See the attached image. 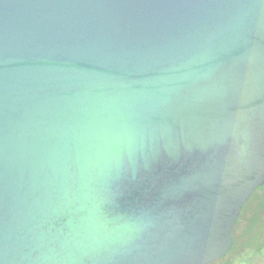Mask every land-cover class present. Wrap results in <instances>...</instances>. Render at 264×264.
Here are the masks:
<instances>
[{"label": "water", "instance_id": "obj_1", "mask_svg": "<svg viewBox=\"0 0 264 264\" xmlns=\"http://www.w3.org/2000/svg\"><path fill=\"white\" fill-rule=\"evenodd\" d=\"M264 185V0H0V264H210Z\"/></svg>", "mask_w": 264, "mask_h": 264}, {"label": "trees", "instance_id": "obj_2", "mask_svg": "<svg viewBox=\"0 0 264 264\" xmlns=\"http://www.w3.org/2000/svg\"><path fill=\"white\" fill-rule=\"evenodd\" d=\"M233 237L230 251L210 264H242L264 255V185L259 186L245 204ZM219 260L223 261L218 263Z\"/></svg>", "mask_w": 264, "mask_h": 264}, {"label": "flooded vegetation", "instance_id": "obj_3", "mask_svg": "<svg viewBox=\"0 0 264 264\" xmlns=\"http://www.w3.org/2000/svg\"><path fill=\"white\" fill-rule=\"evenodd\" d=\"M259 258H262V259H264V255L263 256H257L254 260H249V261H247V262H244V263H242V264H264V261L262 262H260V260H259Z\"/></svg>", "mask_w": 264, "mask_h": 264}, {"label": "rangeland", "instance_id": "obj_4", "mask_svg": "<svg viewBox=\"0 0 264 264\" xmlns=\"http://www.w3.org/2000/svg\"><path fill=\"white\" fill-rule=\"evenodd\" d=\"M222 261H223V260H219V261H217V262L220 263V262H222ZM261 261L263 262L264 259H261L260 262H261ZM217 262H216V263H217Z\"/></svg>", "mask_w": 264, "mask_h": 264}]
</instances>
